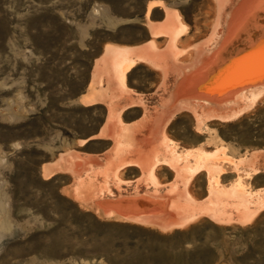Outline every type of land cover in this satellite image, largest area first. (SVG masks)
<instances>
[{
  "label": "rangeland",
  "instance_id": "rangeland-1",
  "mask_svg": "<svg viewBox=\"0 0 264 264\" xmlns=\"http://www.w3.org/2000/svg\"><path fill=\"white\" fill-rule=\"evenodd\" d=\"M150 1L0 0V264H264V95L242 99L247 86L263 82L233 86L234 99L202 90L186 91L179 104L173 99L184 74L187 82L196 77L230 43L225 19L240 0L225 9L221 0H165L187 36L176 43L177 57L159 53L164 40L157 44L152 58L164 68L139 64L132 91L127 80L121 87L112 62L101 70L95 62L107 43L148 38ZM85 94L98 100L84 103ZM183 104L191 110L179 111ZM133 105L141 108L123 113ZM99 131L112 140L90 148L114 143L115 153L102 170L87 169L76 151ZM140 148L153 155L147 177L126 183L142 173L123 169ZM141 191L164 205L142 212L149 222L100 215L102 198ZM172 219L194 221L171 231L150 223Z\"/></svg>",
  "mask_w": 264,
  "mask_h": 264
},
{
  "label": "bare ground",
  "instance_id": "bare-ground-1",
  "mask_svg": "<svg viewBox=\"0 0 264 264\" xmlns=\"http://www.w3.org/2000/svg\"><path fill=\"white\" fill-rule=\"evenodd\" d=\"M221 1H222V8L221 9H223V8L225 9L226 6L232 2L231 0H221ZM245 1H246V4L248 3V5L240 8V10L237 11L240 13L239 19L236 20L234 23L232 22V24L229 25V33H228L229 36H228V38L230 39V43H227V45L222 46L221 52L217 53L214 57L211 56L212 58H210L209 63H203L202 65L204 67L202 69V72L200 71V73L196 74L197 75L196 77L194 74L191 77H189L188 82L186 79V83L184 84V87H181V88H184V91H191V90L193 91L194 90V91L199 92V90H202L201 88L204 85L211 82V80L213 79V77L217 73L228 71L229 67H232V63H233V67H235V66L237 67V65L239 66L242 63L243 64H251V66H255V68H257V70L253 71L252 74H256L259 71L264 72V9H260L262 6L260 5L259 2H257V0H245ZM250 1H256V3L253 5V8H252L253 10H250V8H251ZM261 1H264V0H261ZM158 5H162V4L159 2H156V1H153V2L148 4L147 17H149L152 9ZM251 11H257L256 16L254 18L250 17L252 14ZM241 15H242V17H241ZM216 30L218 31L219 29H216ZM187 31H188V28L185 25H183L179 34H177V35H175V37H173L174 43H176L178 41V38L182 34H186ZM213 40H215V38H212V40L210 42H213ZM112 51L113 50L111 47L108 46L106 48L107 54L111 53ZM112 53L115 56L114 57V64L112 65V68H113V70H115L116 75L118 76L119 83L121 84V87L123 88L126 85L128 73L137 65V63H139L142 60L132 57V55H130V52L117 50V48H115V51ZM179 54H181V53H179ZM174 56H176V54ZM179 56H181V55H179ZM197 66L198 65L196 64L193 68L192 67L191 68L195 71L198 68ZM252 74H249V75L252 76ZM257 80H259V81H256V83L263 82L261 84H257L259 87L254 89V88H251L250 86H247V89H245V91L243 90L244 93L247 94V96L245 98H242L243 101H245V103H247V102L252 103L253 101L257 100L258 98H260L261 96L264 95V81H263L264 75H261L260 77H258ZM91 85H90V87H91ZM232 87L233 86L223 88L220 90L214 89V90H202V91L212 92L214 94H213V96H211V98H213V99L218 98V100L220 99L222 101L224 99H227L228 97H232L234 99L236 91L233 92ZM216 91H218L219 93L216 94L215 93ZM97 100L98 99L93 98V96L88 95V96H85L82 101L84 103L89 104V103H94ZM177 106L178 105H176V108H177ZM173 107H175V106H173ZM180 110H191V108L189 106H186L185 104H183L180 106L179 111ZM123 129L124 130L127 129L126 131H128L131 128L130 127H127V128L124 127ZM140 142L147 144L149 142V139H143L142 138V140H140ZM130 143L131 142L129 141V145H131ZM168 143H169V141L164 138L163 144L165 146H168L169 145ZM80 165L81 164H79V162H77L76 166L78 167V169H80V168L82 169V167ZM44 171H45V173H47V175L48 174L52 175V173L51 174L49 173L50 171H49V168L47 166H44ZM152 177L155 178L156 177L155 174ZM216 180H218V178H216ZM236 192H237V194H239V196L243 195L242 194V188H238L236 190ZM237 194L235 193V195H237ZM99 213H100V215H102V213L100 211H99ZM114 213L115 212H108L106 214H103V216L104 215L107 217L116 216ZM257 214L258 213H254L250 217V219H248V222L253 221L256 218ZM118 218H119V216H118ZM126 218L133 219L137 222L138 221L139 222H144V221L149 222L150 221L149 218L146 219L147 217H144V216L140 217L138 215L137 216H131V217H125V219ZM193 221L194 220H192V219H188L185 222L179 221V223H178V219L177 220L172 219V220H170V222H168L170 225L156 224L158 222L153 223L152 221L150 223H152V226L153 225L157 226L162 231H171V230H173V228L185 227L188 224L192 223ZM144 224H145V222H144ZM175 224H177V225L179 224V225L176 226ZM174 225H175V227H172Z\"/></svg>",
  "mask_w": 264,
  "mask_h": 264
},
{
  "label": "crops",
  "instance_id": "crops-1",
  "mask_svg": "<svg viewBox=\"0 0 264 264\" xmlns=\"http://www.w3.org/2000/svg\"><path fill=\"white\" fill-rule=\"evenodd\" d=\"M152 1H156V2H159V3L162 4V5H158V6L154 7L152 9L149 17H147V10H146V13H145V17H144V22L145 23H144V25L147 27L148 26L147 23L150 21L151 29H152L153 34H152V32L150 33V29H149L148 38L146 40L142 41V42H137V43H127V44L112 43V42L111 43H107V44H105L101 54L99 55V57L96 59V62H95V67H96V64H97L98 65V69L101 70V69H103V67L106 64H109V61H110V62H112L111 63V69H112V65L114 64V57H115L112 52L115 51V48H117V50L130 52V55H132V57L141 59L142 61L137 63V65L127 75V84H128V87L132 91H137V88L136 87H132L131 84H130V80H131L130 76H131L132 72L134 71V69L139 64H146L144 62H147V60H150L149 62L151 64H155L157 67H160V69H163L164 67L162 65H159V64L154 62V60L152 58L153 57L152 55H153L154 52L157 51L158 45L160 43H162L161 41H163V40H164V45L162 47H160L161 49H160L159 53H165L168 50V52L166 53V56L171 55V54H175V46H176V43L178 41L176 43H174L173 37H175V35L179 34V32L182 29V26L185 25V24L182 23L181 16L175 10L176 8L173 7L171 4H169L167 1H165V0H152ZM246 5H248V3L246 4L245 0H240V3L238 4V6L233 8L230 20L228 21L227 18L225 19V22L227 24V31H226V35L225 36H227V37L229 36V34H228L229 33V25H231L232 22L234 23L236 20L239 19L240 13L237 12V11L240 10V8H242V7L246 6ZM147 8H148V6H147ZM157 10L162 11V14L160 16L156 15V11ZM177 10L179 11V9H177ZM181 15H182V18H183L184 22L189 26V29H190L191 26L187 23V21H186V19L183 16L182 13H181ZM241 17H242V15H241ZM168 34H169V36H167ZM184 35L185 34H182L178 38V40L181 38V43L185 41L184 39L187 36V35H185V36ZM168 37L169 38L171 37L170 44H168L169 43L168 42ZM108 46L111 47L112 50H113L109 54H107V52H106V48ZM159 62L160 63H164L166 61L159 60ZM166 63H168V62H166ZM195 65L196 64L194 63L191 67L193 68ZM185 83H186V75L184 74V76L178 81V83L176 85V88H175V91L173 92V99H174V101H176L178 103L179 102L182 103L181 101H185V99L188 96L187 92L184 91V88H181V87H184ZM137 94L141 95L140 92H137ZM143 95H144V93H143ZM161 95L162 94H159L158 97H156V99L159 102H161L163 100L162 98H159ZM85 96H88V95L85 94V95L81 96L82 97L81 100H83ZM131 98H133V97H131ZM166 98H168V96ZM133 99H136V98H133ZM133 108H141V106L133 105V106L127 107L123 111V113H126L127 111H129V110H131ZM159 110L162 111L163 110L162 107H160ZM141 119H142V116H141V118H139V120L133 121V122H127V124H129L130 125L129 127L131 129H133L134 128L133 127L134 124L136 122H139ZM149 131H150V133H149V136H147V137L148 138L150 136L153 137V135L155 133L154 130L151 129ZM101 134H102V132L99 131L95 135H93L91 137H88L87 139H84V140H87V141H86L85 144L81 145L82 146V150L76 151V153L80 154L81 158H83L86 161V163L88 165L87 169H90V166H91L90 164H92L91 167H93L94 169L99 167L102 170L103 168L106 167V165L108 163H110L112 161L111 160L112 159L111 158L112 152L115 153V146H116L114 143H111L109 146H105V147L101 148L100 150H95V149L90 148V144L93 141H103V140H110L111 141L112 140L110 138H106L104 136H101ZM147 137H144L143 139H148ZM88 146H89V148H88ZM141 146L145 147L146 145H141ZM143 152L144 151H143L142 148H140L138 151H136V153L138 155V158L136 160H129V162L123 168V169H127V168L136 167V168H138V169H140L142 171V173L140 174V176L138 178H136L135 180H130V181L129 180L128 181L125 180L126 183H133V182H137L138 183L139 181H143V179L147 177V174H146V172H144V169L146 171L149 168V166L151 164V160L153 158V155H151L150 158L144 157L145 153H143ZM80 162H82L81 165L83 167V161L81 160ZM132 162L133 163H137V164H139L141 166H138V165H135V164L128 165L129 163H132ZM75 168L77 169L78 167L75 166ZM77 170L80 171L81 168L77 169ZM69 171H68L69 174L71 176H73V179H75L77 177L76 175H77L78 172L75 171V170L74 171L69 170ZM84 172H85V170H84ZM147 193H152V192L141 191L139 196H136L135 192L126 193V194H123V193L114 194V196H112V197L108 196L106 198H102L100 200V203L104 202L106 200H109V199L117 200V199L132 198V197H135V198H137V197L138 198L139 197L140 198L147 197L146 196ZM149 198H152V197H149ZM99 211L101 212L100 208H99ZM110 212H114V211H110ZM151 213H154V212H151ZM102 214H106V213H102ZM114 214L116 216H122V215H119L117 213H114ZM137 215L140 216V217H143V216L146 217V214L142 213V212L136 213L134 215H125V217H131V216H137ZM178 223H179V220H178Z\"/></svg>",
  "mask_w": 264,
  "mask_h": 264
},
{
  "label": "water",
  "instance_id": "water-1",
  "mask_svg": "<svg viewBox=\"0 0 264 264\" xmlns=\"http://www.w3.org/2000/svg\"><path fill=\"white\" fill-rule=\"evenodd\" d=\"M255 66L251 64H240L237 67H229V70L226 72L217 73L210 83L204 85L202 90H220L223 88L237 86L241 84H249L257 81V78L261 75H264V72L259 71L256 74H252L253 71H256ZM251 71V72H250ZM249 74H252L250 76ZM160 204V205H159ZM98 207L101 209L102 213H107L114 211L120 215H134L140 212L146 213H158V210H164V205L162 202L157 201L149 197L144 198H124V199H109L98 204Z\"/></svg>",
  "mask_w": 264,
  "mask_h": 264
}]
</instances>
